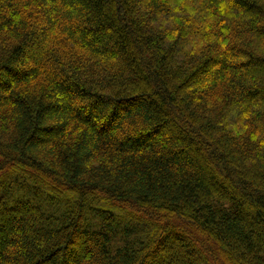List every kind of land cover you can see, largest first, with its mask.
Instances as JSON below:
<instances>
[{
	"label": "trees",
	"instance_id": "16d2710c",
	"mask_svg": "<svg viewBox=\"0 0 264 264\" xmlns=\"http://www.w3.org/2000/svg\"><path fill=\"white\" fill-rule=\"evenodd\" d=\"M0 264H264V0H0Z\"/></svg>",
	"mask_w": 264,
	"mask_h": 264
}]
</instances>
